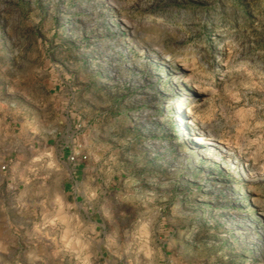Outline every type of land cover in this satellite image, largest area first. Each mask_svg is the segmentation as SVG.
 Returning a JSON list of instances; mask_svg holds the SVG:
<instances>
[{"label": "rangeland", "instance_id": "374dc122", "mask_svg": "<svg viewBox=\"0 0 264 264\" xmlns=\"http://www.w3.org/2000/svg\"><path fill=\"white\" fill-rule=\"evenodd\" d=\"M98 257L264 264V0H0V264Z\"/></svg>", "mask_w": 264, "mask_h": 264}, {"label": "crops", "instance_id": "0c3cea01", "mask_svg": "<svg viewBox=\"0 0 264 264\" xmlns=\"http://www.w3.org/2000/svg\"><path fill=\"white\" fill-rule=\"evenodd\" d=\"M70 196L73 198V199H77L76 197H74V195H72V194H69V196L67 197V202L68 203H70ZM76 204V203H75ZM95 229H96V227H95ZM103 257V256H102ZM102 257H98L97 258V264H105V263H102V261H101V259H102Z\"/></svg>", "mask_w": 264, "mask_h": 264}, {"label": "bare ground", "instance_id": "6f19581e", "mask_svg": "<svg viewBox=\"0 0 264 264\" xmlns=\"http://www.w3.org/2000/svg\"><path fill=\"white\" fill-rule=\"evenodd\" d=\"M187 113H189V112H187ZM190 115H191V114H190ZM206 140H207V138H206L204 135H200L197 141H198V142H201V143H202V142L204 143V142H206Z\"/></svg>", "mask_w": 264, "mask_h": 264}]
</instances>
